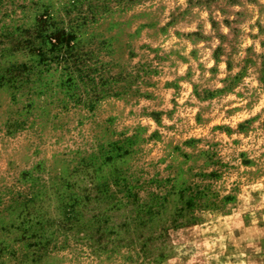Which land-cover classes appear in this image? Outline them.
Here are the masks:
<instances>
[{
    "label": "rangeland",
    "instance_id": "374dc122",
    "mask_svg": "<svg viewBox=\"0 0 264 264\" xmlns=\"http://www.w3.org/2000/svg\"><path fill=\"white\" fill-rule=\"evenodd\" d=\"M237 88L258 0H0V264H264V109L213 123Z\"/></svg>",
    "mask_w": 264,
    "mask_h": 264
},
{
    "label": "clouds",
    "instance_id": "9594fccd",
    "mask_svg": "<svg viewBox=\"0 0 264 264\" xmlns=\"http://www.w3.org/2000/svg\"><path fill=\"white\" fill-rule=\"evenodd\" d=\"M180 4H184L185 0H179ZM260 5H264V0H258ZM204 16H207V13L204 14ZM255 21H251V23H254ZM185 31H195V25H193L191 28L186 29ZM175 41V37L172 38V40L169 42L168 45H164L165 48L169 47L173 42ZM218 43V42H217ZM215 44L212 45L213 48H215ZM198 48H203L204 45L200 44L197 45ZM192 50V45L189 44L187 51H185L183 53V55L187 56L188 52H190ZM211 57V52H208L207 54H204L203 59L200 61L201 64H205V71H204V77L207 78L210 76V73L207 71V69H211L213 68L215 61L210 59ZM206 62V63H205ZM192 64L195 65L196 61H192ZM187 69V65H184L181 67L179 74L182 76L184 75L185 70ZM224 69H225V64L224 63H220L219 64V70H220V74L217 78V82L215 83V87L216 88H223L225 87L224 84L219 83V80H222L224 78ZM200 75L199 72H196V77H198ZM195 79V77H194ZM183 88L187 89V92H184L181 94V99L179 100L180 104H183L185 100L188 99V95L191 92V87L189 84L184 83L182 85ZM242 91V89L237 88L235 90V92L226 95L220 102V107L224 108L225 105H227V108H225V111H228V109H232V108H239L241 111L238 112L237 114L231 116L228 119H224L223 117V113L220 114V118L216 119L213 121L214 124H219L221 123V121L226 124V125H230L232 127V129L235 131L236 129V125L238 123H242L244 120L249 119L250 117L256 116L257 113H260L262 109H264V93H259L257 96H253L252 92H246L244 93V95L242 96L241 99H237V94H239ZM169 98H171V92H169ZM213 103L215 104L216 101H213ZM250 104H254L255 106L251 108V110L249 111L247 106ZM169 108H171V105H168ZM192 115L195 114V111H197V109H190L189 110ZM216 111H219V108L216 109ZM213 115H215V113H213ZM149 123H151L149 121ZM165 123L167 124L168 121L165 120ZM261 123H264V114L261 115V119L259 121H257L256 124L253 125V128H258L259 125ZM209 127H211V125H209ZM217 138L221 139L223 141L226 142L227 147L224 149L225 152H230V151H242L245 150L243 147H241L240 149H235L232 146V141L234 140H240L243 141L245 145L248 144V141H251L254 139L253 134H249L247 140L245 139V137L243 135H240L239 133L234 134L230 139L227 136H224L222 134H217ZM260 144H264V135L261 136V138L259 139L258 143H256V147H259ZM261 151H264V149H261ZM237 163H239V161L237 160ZM243 171V169H241ZM233 179H235V177H233ZM245 191H247V189H245ZM262 201H264V197H262ZM224 239L223 236L220 237V240L222 241ZM221 247H223V245L221 244Z\"/></svg>",
    "mask_w": 264,
    "mask_h": 264
}]
</instances>
